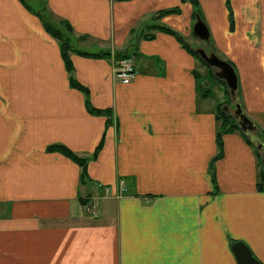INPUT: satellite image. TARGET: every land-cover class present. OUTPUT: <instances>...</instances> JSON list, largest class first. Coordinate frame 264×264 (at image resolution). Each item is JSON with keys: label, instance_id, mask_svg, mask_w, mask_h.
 <instances>
[{"label": "crops", "instance_id": "1", "mask_svg": "<svg viewBox=\"0 0 264 264\" xmlns=\"http://www.w3.org/2000/svg\"><path fill=\"white\" fill-rule=\"evenodd\" d=\"M42 3L0 0V264H238L232 240L264 264L253 142L264 143V0ZM43 13L70 23L80 49L127 52L132 81L119 80L116 58L76 52L70 73ZM198 14L209 40L194 32ZM201 50L235 67L236 95ZM71 74L95 107L112 109L110 126ZM234 102L262 140L224 133L214 182L218 106L232 114ZM54 144L88 158L85 179Z\"/></svg>", "mask_w": 264, "mask_h": 264}, {"label": "trees", "instance_id": "2", "mask_svg": "<svg viewBox=\"0 0 264 264\" xmlns=\"http://www.w3.org/2000/svg\"><path fill=\"white\" fill-rule=\"evenodd\" d=\"M192 1L196 6L199 5V0H192ZM228 6L231 10V20L233 23L234 20L232 17L233 16L232 15V9H231V5H230L229 1H228ZM43 16H44V26H45L47 32H49L52 36L57 38L61 44L62 56H63L64 61L66 63L67 70L70 73H72L74 70V64H73V61L71 58L72 52L80 53V54L85 55V56L98 57V58L99 57L100 58L114 57L117 60H120L124 57L129 56L128 53L125 52L124 50H120V51L118 50L117 52H112L111 50H99L96 52H91L88 50L80 49L74 44V42H72L71 36L69 35L70 32L73 31V27L70 23L65 21V23L60 25V24L56 23L55 21H53L49 16L45 15V13H43ZM157 28L163 29V30L168 31L170 33H174V31L169 29V28H165V27H157ZM144 37L152 38L153 35L152 34H145ZM70 84L72 87L82 91L85 94V104H86L88 111L93 115H106V116H108L106 123H107V126H110L113 122V120H112V115H113L112 109L111 108L103 109V108L95 107L91 101V98H90L89 88L86 87L85 85L81 84L72 74L70 76ZM223 105L224 104H220L218 106V109H219L218 113L219 114L217 115V119L221 123L219 130H218V133H217V141H218L220 151L213 158V160L211 162V166H210L211 170L213 172L214 182L216 181L215 164L214 163L224 153L223 134L226 132H230V131L233 132V131L241 129V127L238 124V120L236 119V117L234 115L228 114V113L223 111V109H222ZM104 143H105V134L96 147V150L94 153L95 158L98 156L99 152L103 148ZM48 149L50 151L61 152L64 155L70 157L72 160L76 161L78 164H80L83 167L82 179L86 178V176L88 175V173H87L88 158L78 155L72 149H70L67 146L62 145V144L51 145V146H49ZM258 188L261 190H264V169L260 172V180L258 182Z\"/></svg>", "mask_w": 264, "mask_h": 264}, {"label": "water", "instance_id": "3", "mask_svg": "<svg viewBox=\"0 0 264 264\" xmlns=\"http://www.w3.org/2000/svg\"><path fill=\"white\" fill-rule=\"evenodd\" d=\"M194 32L202 39H210V30L198 14L196 22L194 24ZM201 54L211 66H218L221 70L218 71L217 75L219 77L225 78L228 82V85L231 88L232 94L236 95V90L238 88V75L235 67L228 61L221 59L215 53L210 55L206 54L204 50H201ZM237 118L240 126L243 129H254L253 121L244 114L241 104H237ZM261 149L264 150V143L259 145ZM263 166H264V155H263ZM231 248L236 257L238 264H263L252 252L249 245L243 240H232Z\"/></svg>", "mask_w": 264, "mask_h": 264}, {"label": "rangeland", "instance_id": "4", "mask_svg": "<svg viewBox=\"0 0 264 264\" xmlns=\"http://www.w3.org/2000/svg\"><path fill=\"white\" fill-rule=\"evenodd\" d=\"M26 3H27V5H29V6H31V7H33V8H35V9H39V6H41V8L42 7H44V4L42 3V0H26ZM58 23H60V25H62L63 23L62 22H58ZM93 42H95V39H93V40H90L88 43H86L85 44V47H90V45H92L93 44ZM201 42H203L202 44H205L206 45V43H205V40H202ZM84 45V44H83ZM127 57H129V56H127ZM123 59V58H122ZM121 60V59H120ZM119 61V60H118ZM140 63V62H139ZM135 72H136V70H135ZM135 75V74H134ZM215 90V92H217V90L216 89H214ZM230 106H233L234 107V109H235V102H234V105H230ZM241 131H243V129L241 128L240 129ZM256 130V129H255ZM250 131H252L251 132V134H250V136L251 137H254V136H257L256 134H255V132H254V130H250ZM253 132H254V135H253ZM245 133V132H244ZM257 133V132H256ZM259 139H261V137H260V135H259V132H258V136H257ZM254 140H253V142H254V144H255V147H256V151L258 152V154H259V162H260V172L264 169V166H263V152H264V150L263 149H261V148H259L260 146V144H262V143H259L258 144V141H256V139L255 138H253ZM262 140V139H261ZM258 144V145H257ZM258 149V150H257Z\"/></svg>", "mask_w": 264, "mask_h": 264}, {"label": "built area", "instance_id": "5", "mask_svg": "<svg viewBox=\"0 0 264 264\" xmlns=\"http://www.w3.org/2000/svg\"><path fill=\"white\" fill-rule=\"evenodd\" d=\"M135 74V64L132 58L124 57L116 66V75L122 83L130 82Z\"/></svg>", "mask_w": 264, "mask_h": 264}, {"label": "flooded vegetation", "instance_id": "6", "mask_svg": "<svg viewBox=\"0 0 264 264\" xmlns=\"http://www.w3.org/2000/svg\"><path fill=\"white\" fill-rule=\"evenodd\" d=\"M236 97V96H235ZM237 104H239L238 102L236 103V107H235V110H234V112L231 114V115H234L235 117H236V119L238 120V118H237V113H236V111H237ZM243 109V108H242ZM244 112V111H243ZM245 114V113H244ZM240 120V119H239ZM238 120V121H239ZM238 124H239V122H238ZM239 126H240V124H239ZM242 129H243V127L242 126H240ZM254 127H255V125H254ZM244 131H248V130H253V129H243ZM262 155H264V152H263V154Z\"/></svg>", "mask_w": 264, "mask_h": 264}]
</instances>
